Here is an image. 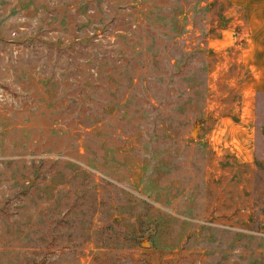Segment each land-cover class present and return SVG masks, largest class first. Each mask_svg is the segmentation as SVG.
I'll use <instances>...</instances> for the list:
<instances>
[{
	"label": "rangeland",
	"instance_id": "obj_1",
	"mask_svg": "<svg viewBox=\"0 0 264 264\" xmlns=\"http://www.w3.org/2000/svg\"><path fill=\"white\" fill-rule=\"evenodd\" d=\"M0 264H264V0H0Z\"/></svg>",
	"mask_w": 264,
	"mask_h": 264
},
{
	"label": "water",
	"instance_id": "obj_2",
	"mask_svg": "<svg viewBox=\"0 0 264 264\" xmlns=\"http://www.w3.org/2000/svg\"><path fill=\"white\" fill-rule=\"evenodd\" d=\"M197 130H198V129L195 128V130H194L193 132H191L190 136L194 137V135L196 134V131H197Z\"/></svg>",
	"mask_w": 264,
	"mask_h": 264
},
{
	"label": "crops",
	"instance_id": "obj_3",
	"mask_svg": "<svg viewBox=\"0 0 264 264\" xmlns=\"http://www.w3.org/2000/svg\"><path fill=\"white\" fill-rule=\"evenodd\" d=\"M261 6H256V8H260Z\"/></svg>",
	"mask_w": 264,
	"mask_h": 264
}]
</instances>
